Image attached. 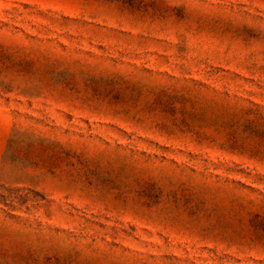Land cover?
Listing matches in <instances>:
<instances>
[{
  "label": "rangeland",
  "instance_id": "374dc122",
  "mask_svg": "<svg viewBox=\"0 0 264 264\" xmlns=\"http://www.w3.org/2000/svg\"><path fill=\"white\" fill-rule=\"evenodd\" d=\"M0 264H264V0H0Z\"/></svg>",
  "mask_w": 264,
  "mask_h": 264
}]
</instances>
